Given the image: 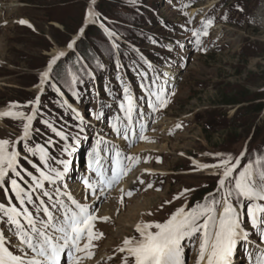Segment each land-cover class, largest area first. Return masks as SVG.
<instances>
[{
	"label": "rangeland",
	"instance_id": "rangeland-1",
	"mask_svg": "<svg viewBox=\"0 0 264 264\" xmlns=\"http://www.w3.org/2000/svg\"><path fill=\"white\" fill-rule=\"evenodd\" d=\"M96 2L0 0V112L32 114L29 102L39 95L30 136L15 147L20 153V166L40 178L42 169L32 162L33 158L40 160L39 152L31 155L25 151V144L33 150L43 146L48 156L47 165L42 163L46 169L43 172L53 178L51 183L44 181L42 189H36L32 177L23 171L19 177L9 173L6 181L17 179L34 200L40 196L50 209L53 201L41 193L48 191L55 196L59 189V198L66 205L70 206L67 197L71 195L96 216L107 217L94 222V231L103 235L93 241L94 255L82 264H122L124 254L118 249L125 238H139L137 224L162 223L180 207L187 210L213 197L221 199L220 170L198 165L218 164L228 156L233 162L239 157L240 167L250 161H264V0H125L123 7L112 8L116 15L110 17L96 12ZM90 8L96 15L88 25L100 30L96 56L104 61L110 44L115 57H107L104 63L114 71L109 78L99 79L100 75L94 77L92 67L84 66L86 78L78 84L89 86L69 106L71 111L62 116L46 87L54 85L50 73L44 83L41 74L48 70L57 49L67 50L65 57L70 55L67 45L76 35L68 32L84 26ZM21 20L26 23L21 24ZM205 27L208 34H201L197 43L193 32L202 33ZM109 32L115 35L110 37ZM119 35L128 40L124 43L127 48L120 46L122 54L113 47V39L120 41ZM118 58H123L126 66ZM152 59L158 64L153 65ZM142 61L148 71L139 66ZM139 69L144 71L143 78ZM152 80L157 83L152 85ZM71 82L68 86L73 89ZM149 92L165 96L169 103L159 109L156 96ZM74 95L72 90L73 99ZM129 95L136 105L131 123L126 119ZM150 104L159 110H153ZM118 121L120 131L116 132L112 125ZM24 122L0 117V140L9 141V151L21 137ZM57 132H63L67 139H61ZM141 132L148 140L139 139ZM94 147L105 176L110 175L116 152L140 160L108 188L99 183L100 177L90 166L89 153ZM65 160L69 161L67 172L61 163ZM56 172L62 176L56 178ZM85 180L91 187L85 186ZM9 200L20 207L6 183L0 187V203L8 204ZM39 203L36 200L24 207L35 214ZM216 207L218 214L221 205ZM241 213L247 240L238 241L241 257L232 264H258L257 258L264 254V226L251 225L246 207ZM0 235L9 251L23 256L24 246L14 228L3 220ZM181 243L185 264H196L199 235ZM61 264H68L66 252L61 254Z\"/></svg>",
	"mask_w": 264,
	"mask_h": 264
},
{
	"label": "snow or ice",
	"instance_id": "snow-or-ice-1",
	"mask_svg": "<svg viewBox=\"0 0 264 264\" xmlns=\"http://www.w3.org/2000/svg\"><path fill=\"white\" fill-rule=\"evenodd\" d=\"M95 15V12L90 8L86 14V23L91 22V18ZM19 22L26 23L23 20ZM207 23L210 24L211 21ZM80 31L83 33V28ZM201 34H208L206 27L202 33L193 32V36L197 37V43H199ZM108 35L112 37L115 34L109 32ZM74 43V41L70 42L67 47L71 49ZM113 47L118 48V45L114 43ZM63 56H65V52L60 51L50 60L48 71L41 74V83L49 78L53 65ZM156 83V80L151 81L152 85ZM124 91L128 93L129 90L125 87ZM149 94L156 96L159 109H163L169 103V100L159 93L149 92ZM39 102V95L35 101L29 102L33 108L32 114L27 116L23 112H0V117L26 121L23 123L22 135L16 142H13L11 151L7 147L9 141L0 140V187H4L6 183L10 184L11 192L20 204L18 208L11 203V200L8 204L0 203V220L7 223L10 228H14L15 236L24 246L23 256L14 255L4 246V237L0 235V264H61V254L65 252L68 264H82L84 259H90L94 255L91 251L95 247L93 241L100 239L103 235L94 231V222L98 219L107 220L108 218L96 216L87 206L79 203L71 195L67 197L70 206L66 205L59 198V189L56 190L55 196L48 191L41 193V196L48 197L49 201H53L51 209L46 206L40 196H37L36 200H40V203L36 205L34 214L24 207L25 203H36L32 195L18 183L17 179L6 181L9 173L19 177L23 171L32 177L36 189H42L44 181L53 182V178L43 171L40 173V178L27 173L19 164L20 153L15 147V143L29 138L31 122L35 119L36 105ZM10 107L17 106L11 105ZM135 107L133 98L129 95L126 108V119L129 123H131ZM150 107L153 110H159L155 104H150ZM77 115L79 114L77 113ZM96 119H100L99 114ZM180 126L176 125L177 128ZM112 129L116 132L120 131L119 121L112 125ZM125 132H127V128ZM57 135L61 139H67L63 132H57ZM124 138L128 139L127 134ZM139 139L146 141L148 137L141 132ZM65 150H67V146ZM25 151L30 152L33 156L39 152L41 163L47 165L48 156L43 146H38L36 150H33L25 144ZM220 155L217 154V156ZM243 155L244 153H241V156ZM89 156L91 157L90 166L100 177L99 183L108 188L118 183L140 160L138 156L121 157V154L116 152L111 159L110 175L105 176V169L98 149L94 147ZM124 160L129 163L125 165ZM61 163L64 165V172H67L69 161L65 160ZM240 164L239 157L235 158L233 162V158L228 156L220 159L218 164L198 165V167H212L220 170L218 190L222 191L221 199L213 197L208 203L197 204L187 210L185 207H180L162 223L137 224L136 232L139 233V238H125L122 241V246L118 249L120 253L124 254L122 264H185L181 242L186 238L192 239L197 234L199 235V249L196 264H232V256L238 241L241 238L247 240L241 226V209L246 207V215L253 227L264 226V203H257V201L264 202V161H257L255 164L250 161L242 167ZM18 169L20 170L18 171ZM61 176V172H56V178ZM140 182L143 183L142 180ZM84 183L86 187H91L87 180ZM148 187L151 185L149 184ZM185 191L190 190L186 189ZM128 195L130 196L131 192ZM245 202L247 203L245 204ZM217 205H221L218 214ZM257 259L258 264H264V254Z\"/></svg>",
	"mask_w": 264,
	"mask_h": 264
},
{
	"label": "trees",
	"instance_id": "trees-1",
	"mask_svg": "<svg viewBox=\"0 0 264 264\" xmlns=\"http://www.w3.org/2000/svg\"><path fill=\"white\" fill-rule=\"evenodd\" d=\"M125 5V0H98L97 5L95 6L96 12L99 14H102L103 16L110 17L112 14V8L116 7H123ZM115 16L116 14H112ZM81 25V24H80ZM79 25V27H80ZM81 28H77L74 30V32L70 31L68 33H71L73 35H76L79 33ZM100 30H98L97 26L88 25L87 28L84 31V34L82 38H80L74 45L73 51L70 53L69 56H66L62 61H59L55 64L51 71V79L55 85V87H52L50 85H47V89H49V92L53 98V100L57 103L59 111L61 112L62 116L64 114L68 113L69 110L66 108L61 100V97L57 93V90L61 93V95L65 98V100L69 104L76 103V99L79 96L81 92L85 90L84 86L79 85L78 82L81 78H86L84 76V73L82 72V68L84 66H88L89 68L92 67L94 77L99 79L102 78H109L110 74L114 71V68L112 69L107 63H104L108 58H114V52L110 44L108 45V51L104 53V61L99 60L97 58L96 54L98 53L99 46L98 45V36ZM119 40L113 39V42L118 45V51L120 54L123 53V50L120 48V46L127 48L124 44L125 42H128V40L122 36L119 35ZM68 44V43H67ZM123 57V56H122ZM121 63L126 66L125 61L123 58H120ZM133 63V60L130 61V64ZM101 66V68H99ZM116 70V69H115ZM127 71V68H126ZM98 75V76H97ZM73 80V89H71L68 84ZM75 93L74 99L71 96V91ZM49 100V99H46ZM227 103V101H225ZM228 104V103H227ZM258 107V106H257ZM54 123H56V119L52 117ZM56 120V121H55ZM61 125L60 123H56ZM45 134V130L43 128L39 129ZM32 161L37 164L42 170H45L43 168L42 163L37 158H33ZM213 189V188H212ZM212 189H207L205 191H212Z\"/></svg>",
	"mask_w": 264,
	"mask_h": 264
},
{
	"label": "bare ground",
	"instance_id": "bare-ground-1",
	"mask_svg": "<svg viewBox=\"0 0 264 264\" xmlns=\"http://www.w3.org/2000/svg\"><path fill=\"white\" fill-rule=\"evenodd\" d=\"M60 51H63V50L57 49L56 52H55L54 54L57 55ZM234 253H235V255L238 257V255H239V250H237V248H236L235 251H234ZM234 253H233V254H234Z\"/></svg>",
	"mask_w": 264,
	"mask_h": 264
},
{
	"label": "water",
	"instance_id": "water-1",
	"mask_svg": "<svg viewBox=\"0 0 264 264\" xmlns=\"http://www.w3.org/2000/svg\"><path fill=\"white\" fill-rule=\"evenodd\" d=\"M84 30H85V27H83V32H84ZM81 35H82V33H80V35H79L78 37H76V36H77V35H76V36L74 37L75 39L73 38V39H74V42H75V41H76Z\"/></svg>",
	"mask_w": 264,
	"mask_h": 264
}]
</instances>
